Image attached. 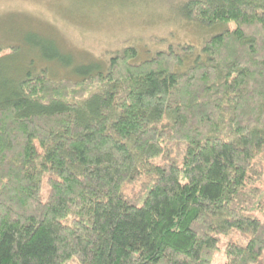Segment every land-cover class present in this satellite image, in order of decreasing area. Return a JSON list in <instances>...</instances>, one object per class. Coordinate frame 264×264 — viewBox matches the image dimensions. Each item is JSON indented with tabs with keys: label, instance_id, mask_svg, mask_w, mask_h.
I'll return each mask as SVG.
<instances>
[{
	"label": "trees",
	"instance_id": "1",
	"mask_svg": "<svg viewBox=\"0 0 264 264\" xmlns=\"http://www.w3.org/2000/svg\"><path fill=\"white\" fill-rule=\"evenodd\" d=\"M182 9L234 27L0 95V264H264V0Z\"/></svg>",
	"mask_w": 264,
	"mask_h": 264
},
{
	"label": "rangeland",
	"instance_id": "2",
	"mask_svg": "<svg viewBox=\"0 0 264 264\" xmlns=\"http://www.w3.org/2000/svg\"><path fill=\"white\" fill-rule=\"evenodd\" d=\"M186 1L0 0V95L29 72L77 81L85 67L107 72L110 59L125 49L136 50L131 63L139 65L180 45L200 49L234 27L184 21ZM190 65L189 60L179 71ZM224 262L219 253L213 264Z\"/></svg>",
	"mask_w": 264,
	"mask_h": 264
}]
</instances>
